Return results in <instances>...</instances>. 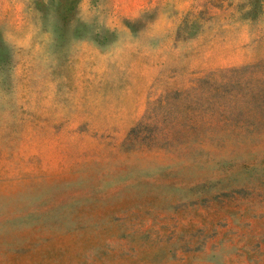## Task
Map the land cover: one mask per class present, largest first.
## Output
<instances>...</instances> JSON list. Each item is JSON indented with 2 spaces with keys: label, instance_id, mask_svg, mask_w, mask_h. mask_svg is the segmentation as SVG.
I'll return each instance as SVG.
<instances>
[{
  "label": "rangeland",
  "instance_id": "obj_1",
  "mask_svg": "<svg viewBox=\"0 0 264 264\" xmlns=\"http://www.w3.org/2000/svg\"><path fill=\"white\" fill-rule=\"evenodd\" d=\"M4 25L0 264H264V0H0Z\"/></svg>",
  "mask_w": 264,
  "mask_h": 264
},
{
  "label": "clouds",
  "instance_id": "obj_2",
  "mask_svg": "<svg viewBox=\"0 0 264 264\" xmlns=\"http://www.w3.org/2000/svg\"><path fill=\"white\" fill-rule=\"evenodd\" d=\"M0 33L3 35L4 43L6 45H10L9 37L13 36L14 33L11 32L6 25L0 26ZM23 40H30V36L27 33L23 34Z\"/></svg>",
  "mask_w": 264,
  "mask_h": 264
}]
</instances>
